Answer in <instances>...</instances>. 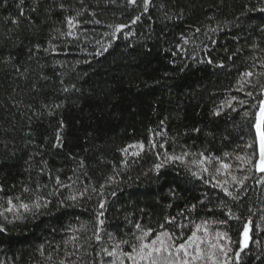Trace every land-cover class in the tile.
<instances>
[{"label": "trees", "instance_id": "16d2710c", "mask_svg": "<svg viewBox=\"0 0 264 264\" xmlns=\"http://www.w3.org/2000/svg\"><path fill=\"white\" fill-rule=\"evenodd\" d=\"M160 3L163 11L144 13L128 0H0V212L8 217H0V264H108L101 248L119 244L130 253L141 230H151L149 243L163 231L186 238L205 222L227 231L233 258L247 216L258 242H249L240 264H264V183H257L264 174L247 164L240 171L236 160L253 153L246 145L264 99L261 0H153ZM120 24L128 27L111 35ZM44 105L60 108L48 115ZM57 132L61 148L52 147ZM139 144L143 151L130 147ZM185 152L186 164L165 159ZM200 153L215 158L201 165L207 173L196 166ZM221 161L248 176L239 193L229 187L239 201L213 186L231 183L215 171ZM71 195L78 199L69 207ZM8 200L41 207L20 209L17 219L5 211ZM229 208L241 221L215 224Z\"/></svg>", "mask_w": 264, "mask_h": 264}, {"label": "snow or ice", "instance_id": "6c2138e0", "mask_svg": "<svg viewBox=\"0 0 264 264\" xmlns=\"http://www.w3.org/2000/svg\"><path fill=\"white\" fill-rule=\"evenodd\" d=\"M83 0H81V3ZM128 3L133 6H140L143 9L144 13H147L149 11V7H158L162 11L165 8L164 3L160 4H153V0H128ZM261 7H259L258 11L262 14H264V0H261ZM255 7V5L253 6ZM182 15V13H181ZM164 16L167 17L168 13L165 11ZM140 20V16H136L131 23L135 24L137 21ZM69 27H74V19H69L67 21ZM95 23H100V21H95ZM125 27H128L127 24H120L116 25L113 33L111 35H115L116 31H123ZM219 26L217 28H210L209 30L212 32H216L218 30ZM262 32H264V28L260 29ZM197 32L200 31L199 28L196 29ZM68 35H72L71 32L68 33ZM187 43V41H185ZM38 47V46H37ZM255 47V45L253 46ZM31 51V50H30ZM239 51V49H237ZM236 52L233 53L235 55ZM231 59V57H229ZM207 63L212 64L213 61L209 59ZM220 67H223V65H219ZM262 68H264V63L260 65ZM254 73L252 71H247L244 73V77H252ZM47 79V77H45ZM243 79V78H242ZM244 83H248L247 80L244 81ZM73 87H75L73 85ZM255 87V85H253ZM238 91H244V84H241V86L237 89ZM64 91H68L67 88L64 89ZM248 97H253V93L251 91H248L245 93ZM261 95L264 96V86H262ZM235 99V98H233ZM241 106H243L246 101L240 100L238 101ZM228 106L231 107V102L228 101ZM45 109L48 110V115H53V108L59 109L60 105H53L52 108H49L48 105L43 106ZM41 115L44 113L41 112ZM219 115V112L216 113ZM247 115V113H245ZM63 121H58V127L61 129L63 128ZM252 129H253V143L247 144L246 147L253 148V144L255 145V148L253 150V153L251 156L245 154L243 156L237 155L236 160L239 161L240 167L238 170L243 171V165H251L255 168V171L264 174V99L259 100V108L257 111V115L252 121ZM198 131V130H197ZM63 146V136L61 132L55 133L54 142L52 144L53 148H61ZM130 147H138L141 151L144 150V145H130ZM124 152H127V149L123 150ZM14 155V153H13ZM133 155H139V152L133 153ZM188 155L187 152L183 153L182 155H168L165 153V159L168 161H180L182 164H186L185 157ZM229 154H225L227 156ZM200 156L203 157L202 160L195 162L196 166L200 168V172L207 173L209 171L207 166L201 167V165H206L212 163L215 158L214 157H207L204 156L203 153H200ZM255 160V164H253V161ZM82 163V162H81ZM187 166V165H186ZM164 167V162L161 161L160 163H156L154 165V171L157 175H159L160 169ZM232 165L229 163H225L223 161L220 162L219 168H217L215 171L217 174H220L222 171L226 174L230 175L231 183H229L228 179H225L223 181H216L213 185L214 187H218L226 196H228L233 201H239L240 197L236 194H234L233 191L229 190V187L235 185L237 186L235 188V193H239L241 189L244 186L245 181L248 179V176H244L243 178H238L236 175L231 174L229 171L231 169ZM189 171H191V174L196 177L197 179H200L204 181L205 183H208L207 180H204V177L200 174V172L192 171L191 168H188ZM249 171L252 169L249 168ZM112 179L111 177L109 178ZM215 179V177H213ZM57 185H60L62 182L60 181L59 177H56L55 180ZM257 183H264V180H258ZM0 191H3V187L0 186ZM24 191H28L27 188L24 189ZM85 191H87L85 189ZM84 193H81L80 196L83 197ZM114 195V193H113ZM19 199V197H17ZM69 201H72L73 203L68 205L69 207L76 206L75 202L77 201L76 195H71L66 198ZM9 205H12V207H8L5 209L6 212L13 213L14 218L22 219L20 216V209H23L24 212H31L33 208L39 209L41 207V203L39 200H37L34 204L31 206L28 203H20L19 207L17 208L16 205L12 204L11 200H8L7 202ZM47 203H50V201H46L44 206H47ZM60 204L63 206L64 201H60ZM101 208H104V204H100ZM195 207V206H193ZM222 211H224L222 209ZM249 213H254V210L252 208L247 209ZM103 215V213H101ZM225 219L217 220L215 221V224L225 226L228 224V221L230 220H236L241 221V216L238 215L236 212H233L230 208L224 211ZM0 217H3L4 220H8V217L4 215V212H0ZM11 222V221H9ZM172 220H169L168 223H172ZM104 221H100V224L102 225ZM242 241L241 246L237 251L234 253V257L230 258V253H233V248L231 247L232 240L231 237L228 235L227 231H210L207 222L204 224L198 225L196 227V231L192 232V234L186 238L183 237H177L175 233H170L168 231H163L159 233L155 239H152L149 243L144 242L145 238L148 236H151V230L149 231H143L142 235L137 237V240L139 241L136 245H131V252H123L120 250V245L116 244L113 246V250L109 251L107 247L101 248V252L107 256L111 257L112 260L108 262V264H125V260L132 261V264H140V262H146V264H240V261L242 259L241 253L245 251L249 247V242L252 241L253 243H257L258 241L253 240V237L251 233H253L254 225L252 216L245 217V220L242 222ZM137 229H140L139 225H136ZM259 226H255V228H258ZM6 229L3 225H0V233L5 232ZM203 232V236L198 235V233ZM73 240H77L78 237L73 236ZM100 236L96 235V240L100 241ZM179 239L180 242L176 243V240ZM127 243V242H125ZM75 247V245H74ZM73 253H70L69 256H71ZM59 264H66V260L59 261ZM101 264H104L103 261H101Z\"/></svg>", "mask_w": 264, "mask_h": 264}, {"label": "bare ground", "instance_id": "6f19581e", "mask_svg": "<svg viewBox=\"0 0 264 264\" xmlns=\"http://www.w3.org/2000/svg\"><path fill=\"white\" fill-rule=\"evenodd\" d=\"M258 174H260L259 172H257Z\"/></svg>", "mask_w": 264, "mask_h": 264}, {"label": "water", "instance_id": "95a60500", "mask_svg": "<svg viewBox=\"0 0 264 264\" xmlns=\"http://www.w3.org/2000/svg\"><path fill=\"white\" fill-rule=\"evenodd\" d=\"M261 174V173H260Z\"/></svg>", "mask_w": 264, "mask_h": 264}]
</instances>
